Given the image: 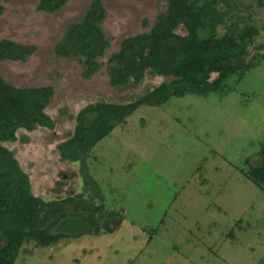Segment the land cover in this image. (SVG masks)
Returning <instances> with one entry per match:
<instances>
[{
  "label": "rangeland",
  "instance_id": "obj_1",
  "mask_svg": "<svg viewBox=\"0 0 264 264\" xmlns=\"http://www.w3.org/2000/svg\"><path fill=\"white\" fill-rule=\"evenodd\" d=\"M40 1L0 0V43L35 48L26 61H1L0 81L22 90L52 87L45 114L54 129L19 128L16 140L2 145L15 153L33 196L54 204L42 213L46 227L56 221L52 211L65 208L101 231L46 248L30 242L16 264H264V192L244 174L264 158V0H189L196 11L215 2L224 17L217 38L239 42L247 30L258 31L238 62L244 70L224 94L138 107L78 162L62 161L58 146L74 135L81 110L98 102L128 105L171 83L147 73L140 84L114 87L107 73L123 41L150 32L169 4L69 0L48 14ZM99 3L108 47L104 66L85 78L84 65L56 49ZM107 223L114 233L105 231ZM5 244L0 237V248Z\"/></svg>",
  "mask_w": 264,
  "mask_h": 264
},
{
  "label": "trees",
  "instance_id": "obj_2",
  "mask_svg": "<svg viewBox=\"0 0 264 264\" xmlns=\"http://www.w3.org/2000/svg\"><path fill=\"white\" fill-rule=\"evenodd\" d=\"M68 1L41 0L39 10L55 14ZM167 2V12L149 33L123 41L120 51L108 62V74L114 87L132 82L140 84L147 73L172 78L171 83H163L128 105L98 102L87 107L78 117L74 136L58 146L62 161H80L138 107L144 104L161 107L173 97L205 98L224 94L229 80L244 70L245 64L238 62L249 56V47L258 31L247 30L239 42L228 35L217 38L213 32L224 17L215 2L203 5L199 11L189 6V0ZM3 11L0 6V15ZM103 19L101 4L93 5L84 23L72 26L56 49L58 56L79 59L84 65L85 78L99 72L103 65L99 60L108 47L101 36ZM181 29L185 34L179 33ZM34 52L35 48L5 41L0 43V62L26 61ZM213 75L217 78L211 80ZM53 97L52 87L22 90L0 81V237L6 242L0 248V264H16L22 248L30 242L46 248L72 236L89 234L93 229L95 234L101 231L100 226L82 218L77 211L67 215L65 208L52 211L56 221L46 227L48 217L42 213L54 204H45L33 196L29 177L21 169L15 153L2 145L14 142L19 128L29 132L37 127L53 130L54 122L45 114ZM244 174L264 192V158L261 166ZM38 204H41L39 209ZM111 218L115 219L116 214H111ZM104 227L107 233H114L110 223Z\"/></svg>",
  "mask_w": 264,
  "mask_h": 264
},
{
  "label": "crops",
  "instance_id": "obj_3",
  "mask_svg": "<svg viewBox=\"0 0 264 264\" xmlns=\"http://www.w3.org/2000/svg\"><path fill=\"white\" fill-rule=\"evenodd\" d=\"M90 105H94V104H90ZM90 105L86 106L83 110H81V111L79 112V115L82 114V113L87 109V107H89ZM79 115H78V117H79ZM78 117H77V123H78ZM74 134H75V133H74ZM73 136H74V135H73ZM73 136H72V137H73ZM72 137H69V139H71ZM69 139H68V140H69ZM68 140H67V141H68ZM65 142H66V141H65ZM63 143H64V142H63ZM61 144H62V143H61ZM61 144H59V146H60Z\"/></svg>",
  "mask_w": 264,
  "mask_h": 264
},
{
  "label": "flooded vegetation",
  "instance_id": "obj_4",
  "mask_svg": "<svg viewBox=\"0 0 264 264\" xmlns=\"http://www.w3.org/2000/svg\"><path fill=\"white\" fill-rule=\"evenodd\" d=\"M0 6H1V5H0ZM3 9H4V7H3ZM3 13H4V11H3ZM3 13H2V14H3ZM2 14H1V15H2ZM1 15H0V16H1ZM150 31H151V30H150ZM148 33H149V32H148ZM134 37H135V36H134ZM128 39H129V38H128ZM105 53H106V52H105ZM113 55H115V54H113ZM112 57H113V56H111V58L109 59V61L112 59ZM101 59H102V58H101ZM101 59H100V60H101ZM77 60L79 61V59H77ZM100 60H99V61H100ZM109 61H108V62H109ZM103 66H104V65H102L101 68H102ZM107 73H108V63H107ZM108 75H109V74H108ZM42 128H44V127H42ZM45 129H48V128H45ZM48 130H50V129H48Z\"/></svg>",
  "mask_w": 264,
  "mask_h": 264
}]
</instances>
